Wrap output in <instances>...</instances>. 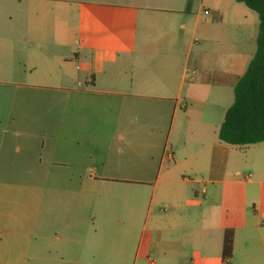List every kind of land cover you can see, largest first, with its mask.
<instances>
[{"label": "crops", "instance_id": "1", "mask_svg": "<svg viewBox=\"0 0 264 264\" xmlns=\"http://www.w3.org/2000/svg\"><path fill=\"white\" fill-rule=\"evenodd\" d=\"M242 4L0 0V264H264V186L221 178Z\"/></svg>", "mask_w": 264, "mask_h": 264}, {"label": "trees", "instance_id": "2", "mask_svg": "<svg viewBox=\"0 0 264 264\" xmlns=\"http://www.w3.org/2000/svg\"><path fill=\"white\" fill-rule=\"evenodd\" d=\"M258 14L257 49L245 73L234 86V102L220 127V140L231 145H252L264 141V0H237ZM234 231L224 235L222 256L233 255Z\"/></svg>", "mask_w": 264, "mask_h": 264}, {"label": "rangeland", "instance_id": "3", "mask_svg": "<svg viewBox=\"0 0 264 264\" xmlns=\"http://www.w3.org/2000/svg\"><path fill=\"white\" fill-rule=\"evenodd\" d=\"M244 8L249 9L244 4ZM250 10V9H249ZM255 16L256 26H242V49L255 52L257 41L252 40L250 35L254 32L258 35L259 17L258 14L251 10ZM234 99V94L231 101ZM232 103V102H231ZM237 151L239 159L233 162L230 166L229 174L222 175L221 178L233 179L242 181V194L247 195V207L252 210L254 203L258 200L260 188L264 186V141L245 146H233ZM221 184L216 183L211 187L212 191H217Z\"/></svg>", "mask_w": 264, "mask_h": 264}, {"label": "built area", "instance_id": "4", "mask_svg": "<svg viewBox=\"0 0 264 264\" xmlns=\"http://www.w3.org/2000/svg\"><path fill=\"white\" fill-rule=\"evenodd\" d=\"M206 13H208V11H206Z\"/></svg>", "mask_w": 264, "mask_h": 264}]
</instances>
